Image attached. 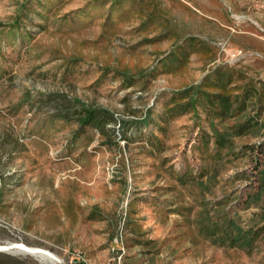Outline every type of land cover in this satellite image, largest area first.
Wrapping results in <instances>:
<instances>
[{
    "label": "rangeland",
    "instance_id": "1",
    "mask_svg": "<svg viewBox=\"0 0 264 264\" xmlns=\"http://www.w3.org/2000/svg\"><path fill=\"white\" fill-rule=\"evenodd\" d=\"M190 86L250 97L231 117L175 107ZM83 107L113 121L80 125ZM15 243L55 260L0 264H264V0H0Z\"/></svg>",
    "mask_w": 264,
    "mask_h": 264
},
{
    "label": "trees",
    "instance_id": "2",
    "mask_svg": "<svg viewBox=\"0 0 264 264\" xmlns=\"http://www.w3.org/2000/svg\"><path fill=\"white\" fill-rule=\"evenodd\" d=\"M250 94H245L242 98L240 94L235 95H223L221 93H210L206 92L203 89H196L190 86L181 91L174 92L171 94V100H177L176 106H183L185 110L195 109L197 102L203 98L206 100L207 104L210 107H217L219 114L227 115L229 117L233 116L234 110L233 106L235 105L237 110H242L246 106V101H248ZM181 101V102H180ZM77 120L80 125L91 126L95 125L102 127L106 123L113 121V116L109 112L102 108H89L83 107L79 110L77 114ZM237 130L242 128V125L236 127ZM218 143L223 145L224 139L219 137ZM77 264H83V262H78ZM85 264V263H84Z\"/></svg>",
    "mask_w": 264,
    "mask_h": 264
},
{
    "label": "bare ground",
    "instance_id": "3",
    "mask_svg": "<svg viewBox=\"0 0 264 264\" xmlns=\"http://www.w3.org/2000/svg\"><path fill=\"white\" fill-rule=\"evenodd\" d=\"M12 249H15V250H20V251H25V252H28V253H38V254H42V255H45L47 256L49 259H53L55 260V258L53 257V255L49 252V251H46L44 249H40V248H30L22 243H15L13 245ZM5 246H0V251H4V250H8L9 248L7 249H4Z\"/></svg>",
    "mask_w": 264,
    "mask_h": 264
},
{
    "label": "built area",
    "instance_id": "4",
    "mask_svg": "<svg viewBox=\"0 0 264 264\" xmlns=\"http://www.w3.org/2000/svg\"><path fill=\"white\" fill-rule=\"evenodd\" d=\"M78 261H75V260H73V261H71V263L70 264H77L78 262H83V264H84V261H80L81 259H80V256H79V259H77Z\"/></svg>",
    "mask_w": 264,
    "mask_h": 264
},
{
    "label": "water",
    "instance_id": "5",
    "mask_svg": "<svg viewBox=\"0 0 264 264\" xmlns=\"http://www.w3.org/2000/svg\"><path fill=\"white\" fill-rule=\"evenodd\" d=\"M13 246H7V247H5L4 249H7V248H9V249H11Z\"/></svg>",
    "mask_w": 264,
    "mask_h": 264
}]
</instances>
